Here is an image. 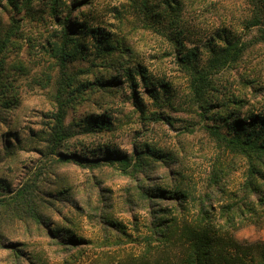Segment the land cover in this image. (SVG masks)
<instances>
[{
  "label": "rangeland",
  "instance_id": "374dc122",
  "mask_svg": "<svg viewBox=\"0 0 264 264\" xmlns=\"http://www.w3.org/2000/svg\"><path fill=\"white\" fill-rule=\"evenodd\" d=\"M63 1L72 9L71 16L87 15L93 26L110 32L114 41L119 39L128 46L133 61L146 68L153 84L150 86L159 97L158 101L153 100L137 76L136 98L124 81L122 89L113 95L97 92L88 93L85 100L77 99L75 108H68L66 121L83 118L88 113L101 114L108 117L111 129L77 134L65 141L63 151L85 153L92 159L101 156L99 153L107 145L126 154H131L134 148L147 153L151 148L155 153L146 159L148 166L139 175L124 173L118 164L90 169L73 162H57L53 155H47V149L32 133L47 130V123L52 121L50 116L56 111L55 92L61 70L48 50L60 32L59 14L52 13L50 0H34L21 11L7 0H0V35L10 29L12 18L16 19L17 27L11 36L14 45L4 51V56L6 75L18 99L17 105L0 119V188L14 191L21 182L39 174L47 192L39 194L37 203H32L33 209L21 199L7 200L0 206V264H136L149 256L160 260L163 257V251H158L160 244L153 240L151 244L146 242L150 238L152 216L147 201L141 199V185L161 187L180 183L189 193L183 205L178 200L179 204L161 201L163 208L170 210V216L174 215L178 221L196 218L201 204L210 206V211L220 218V207L243 195L250 161L210 135L209 126L217 121L203 116L192 98L190 76L179 59V46L174 43L167 19L151 18L142 0H72L73 5L70 0ZM162 1L148 0V5ZM180 1L184 44L181 51L192 49L199 65L208 56L203 45L221 28L247 42L241 61L216 75V88L207 93V103L216 106L227 101L231 107L237 97L245 100L244 112L264 108V42L256 39L257 27L245 26L252 15L250 2ZM77 6L80 9L74 10ZM93 58V51L78 54L67 65L69 73L82 81L94 80L93 72L100 71V67L92 66ZM247 80H253L255 91L246 87ZM162 83L168 86L165 92L160 89ZM212 114L217 116L216 111ZM217 171L220 179L213 183L212 173L216 175ZM257 179L261 181L262 177L259 175ZM58 191L72 196L79 210L54 199ZM4 194L9 199L10 194ZM251 196L256 203L258 196ZM47 199L53 203L49 205ZM63 214L70 216L67 227L80 241L62 245L47 234V229L57 222L63 224ZM232 234L241 242L264 241V213L256 224L240 222ZM10 242L16 244V252L2 246ZM167 249L168 255L177 252L174 248Z\"/></svg>",
  "mask_w": 264,
  "mask_h": 264
},
{
  "label": "trees",
  "instance_id": "16d2710c",
  "mask_svg": "<svg viewBox=\"0 0 264 264\" xmlns=\"http://www.w3.org/2000/svg\"><path fill=\"white\" fill-rule=\"evenodd\" d=\"M7 1L14 9L21 11L34 0ZM71 1L70 3L73 5L74 2ZM248 1L253 10L245 26L248 29L257 27L256 39L264 42V0ZM49 3L52 13L59 14L57 23L60 25V32L59 35L56 34V39L50 42L48 51L54 59V64L60 68L61 77L55 92L56 111L50 116L52 121L47 123V130H41V134L34 132L32 136L38 137L41 141L40 145L47 149L46 154L53 155L57 162H73L90 169L107 164H118L124 169V173L130 175L143 173L149 163L146 159H151L150 156L155 153L151 148L148 149V153L142 148H134L131 154H126L115 151V148L107 145L103 152L99 153L101 156H95L93 159L86 157L85 153L80 155L72 153L68 149L63 151L66 148L65 141L77 134L96 133L111 129L110 122L106 120L108 117L101 114L88 113L83 118L73 117L66 121L68 108H75L77 99L85 100L88 93L99 92L103 95L108 93L113 95L122 89L124 81L129 84L132 97L136 98L138 96L137 76L144 90L153 100L158 101L159 97L158 92L150 86L153 84L149 82L146 68L133 61L134 55L128 46L119 39L114 41L110 32L93 26L91 24L93 20L89 21L86 18L87 15L80 14L81 18L71 16L72 9H69L65 1L50 0ZM141 3L151 18L159 19L162 16V20L167 19L168 28L173 30L172 34L174 33V43L179 46L178 50L181 55L179 59L190 76L192 98L202 109L203 116L217 121V124L208 125L210 135L216 141L234 148L246 157L250 161V173H248L247 181L243 187V195L221 206L220 218H216L210 211V206L208 208L201 204L196 218L189 222L186 219H181L179 222L177 218L173 217L174 215L170 216L171 211L163 208L161 203L164 200L176 202V204L180 202L181 205L185 203L189 193L182 188L180 183L161 187L141 185L139 188L141 199L147 201L149 213L152 216L150 238L146 242L151 244L150 240H153L160 244L158 251H163V257L158 260L156 257L149 256L150 258L139 259L136 264H264V241L241 242L232 234L240 222L256 224L257 219L264 213V170L262 169L264 166V108L255 110V112H244L245 100L242 98H234L231 107L226 104L227 101H221L213 106V104L207 103L206 99L207 93L216 88L214 87L216 75L241 61L247 42L230 30L221 28L211 35L209 42L203 45L208 56L206 62L199 65L192 49L181 51L184 47L181 40L183 30L180 28L181 1L163 0L161 4L155 5L150 2L148 5V0H142ZM79 9L80 6H77L74 10ZM15 22L16 19L12 18L10 29L4 35H0V119L4 112L15 107L18 103L16 91L6 75L4 56V51L10 45H14L11 36L14 28L17 27ZM85 39H88V44H85ZM87 51H93L92 66L100 67V71H92L94 80L82 81L77 79L73 73H69L67 65L75 60L78 54L87 55ZM104 73L107 75L104 76ZM167 87L166 83L160 85L163 92ZM246 87H249L251 92L255 91L253 80H247ZM255 94L257 93H254V96ZM136 103L138 105L140 100ZM215 111L216 117L212 114ZM60 148L62 152L59 151ZM41 153L45 154L42 149ZM218 172L216 175L212 173L213 183H218L216 179H220ZM259 175L262 177L261 181L257 179ZM3 192L10 194L9 199ZM44 193L47 192L42 188L39 174H35L30 179L21 182L14 191L0 188V206L4 205L7 200L21 199L27 202L29 209H33L32 203L34 204L41 197L39 194L44 195ZM251 194L258 196L256 203ZM53 198L79 210L77 202L70 195L66 196L58 191ZM45 201L49 205L53 203L50 199ZM61 219L63 224L57 222L56 226L47 229V234L59 240L62 245L80 241L67 227L70 216L63 214ZM219 219H222L223 222L221 223ZM42 223H45V220ZM111 223L117 224L116 222ZM2 246L14 248V252L17 251L16 244L13 242ZM168 247L174 248L177 252L168 255Z\"/></svg>",
  "mask_w": 264,
  "mask_h": 264
}]
</instances>
